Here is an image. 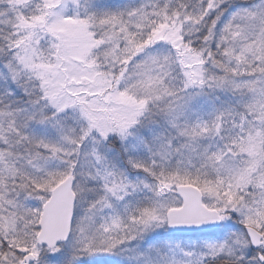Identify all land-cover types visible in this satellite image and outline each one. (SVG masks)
Here are the masks:
<instances>
[{
	"label": "snow or ice",
	"instance_id": "1",
	"mask_svg": "<svg viewBox=\"0 0 264 264\" xmlns=\"http://www.w3.org/2000/svg\"><path fill=\"white\" fill-rule=\"evenodd\" d=\"M0 264H264V0H0Z\"/></svg>",
	"mask_w": 264,
	"mask_h": 264
}]
</instances>
